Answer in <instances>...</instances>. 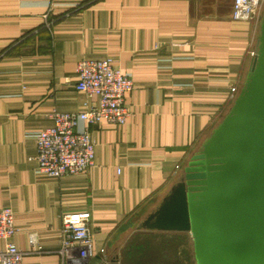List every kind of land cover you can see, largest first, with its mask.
<instances>
[{
    "label": "crops",
    "instance_id": "1",
    "mask_svg": "<svg viewBox=\"0 0 264 264\" xmlns=\"http://www.w3.org/2000/svg\"><path fill=\"white\" fill-rule=\"evenodd\" d=\"M232 3L0 0V207L13 211L19 248L28 250V234L36 235L39 248L23 264H99L116 256L118 264H184L188 242L192 250L187 232L137 227L243 82L260 9L237 21ZM104 57L132 79L124 95L129 116L121 125H88L94 165L85 171L36 172L28 133L49 126L52 109H82L76 64ZM82 210L90 213L91 255L64 260L61 218Z\"/></svg>",
    "mask_w": 264,
    "mask_h": 264
},
{
    "label": "water",
    "instance_id": "2",
    "mask_svg": "<svg viewBox=\"0 0 264 264\" xmlns=\"http://www.w3.org/2000/svg\"><path fill=\"white\" fill-rule=\"evenodd\" d=\"M137 228L187 232L195 264H264V2L230 106Z\"/></svg>",
    "mask_w": 264,
    "mask_h": 264
},
{
    "label": "built area",
    "instance_id": "3",
    "mask_svg": "<svg viewBox=\"0 0 264 264\" xmlns=\"http://www.w3.org/2000/svg\"><path fill=\"white\" fill-rule=\"evenodd\" d=\"M264 0H233L231 17L237 21L251 20ZM51 8H49L50 11ZM48 12L44 13L46 20ZM253 50L251 51V55ZM110 57L81 59L76 64L75 88L85 94L83 108L76 111L50 112L51 124L28 133L35 143L36 172L50 177L78 174L94 165V140L88 125L106 121L121 125L129 116L124 95L133 88L128 74L112 63ZM95 98V101H91ZM87 210L63 214L60 225L62 259L88 258L91 255L93 236ZM17 227L10 206L0 207V264H23V255L36 251V235L27 236L29 249L24 251L14 242ZM99 264H108L106 259Z\"/></svg>",
    "mask_w": 264,
    "mask_h": 264
},
{
    "label": "rangeland",
    "instance_id": "4",
    "mask_svg": "<svg viewBox=\"0 0 264 264\" xmlns=\"http://www.w3.org/2000/svg\"><path fill=\"white\" fill-rule=\"evenodd\" d=\"M261 9V7L259 8ZM256 34H257V29H256V33L254 35V39H253V44L255 45V41H256ZM141 216V215H140ZM139 218V217H138ZM141 220V219H140ZM139 222V221H138ZM141 222V221H140ZM186 258L184 260V264H195L193 255H192V250H191V245L190 242H188V246H187V251H186Z\"/></svg>",
    "mask_w": 264,
    "mask_h": 264
}]
</instances>
